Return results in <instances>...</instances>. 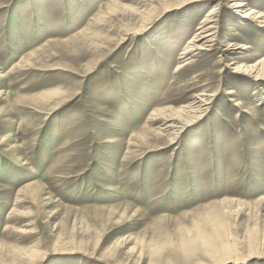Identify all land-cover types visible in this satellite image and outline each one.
Wrapping results in <instances>:
<instances>
[{"label":"rangeland","instance_id":"1","mask_svg":"<svg viewBox=\"0 0 264 264\" xmlns=\"http://www.w3.org/2000/svg\"><path fill=\"white\" fill-rule=\"evenodd\" d=\"M240 1L0 0V264H264V0Z\"/></svg>","mask_w":264,"mask_h":264},{"label":"bare ground","instance_id":"2","mask_svg":"<svg viewBox=\"0 0 264 264\" xmlns=\"http://www.w3.org/2000/svg\"><path fill=\"white\" fill-rule=\"evenodd\" d=\"M233 1H235L236 2V4L234 5L235 6V8H237V9H244L245 7H246V5L243 3V2H241L240 0H233ZM249 13H251V12H249ZM249 13L247 12V13H245L246 14V16H244L245 18H249ZM211 14L212 15H215V13H214V10H211ZM211 15V16H212ZM211 19V18H210ZM208 22V21H207ZM214 22H216V21H214V20H212V21H210V23H214ZM206 23V22H205ZM216 24V23H215ZM203 29V28H202ZM216 26L215 25H207L206 24V28H204L203 29V32H200V34H198V36H196V39L198 38V41L200 42V41H203V40H206V44L207 43H212L213 42V39H214V36L216 35ZM203 35H205V36H203ZM203 36V37H202ZM194 42V41H193ZM190 44V43H189ZM204 46V45H203ZM198 47V46H197ZM211 47V46H210ZM195 49V48H194ZM199 49V48H198ZM202 50V49H201ZM190 51V50H189ZM192 52L193 51H195V50H191ZM188 52V51H187ZM230 94H233L234 95V93L233 92H230ZM208 100H201V101H199V103H197V101L195 100L194 101V103L192 104L193 106H194V104H199V106H197V107H199V109H201V106H200V104H202V103H205V102H207ZM190 106V108H192L193 110H194V108H193V106ZM205 107V106H204ZM197 113V112H196ZM201 116V115H200ZM7 126L8 125H11V124H13V123H15V121H14V119L13 118H7ZM20 160H22V157H21V159ZM113 188H110V190H112ZM158 251V253L160 254V251L159 250H157ZM154 256V259H152V262H154L155 264H163L164 262L160 259V258H158V256L157 255H153ZM158 258V259H157Z\"/></svg>","mask_w":264,"mask_h":264}]
</instances>
